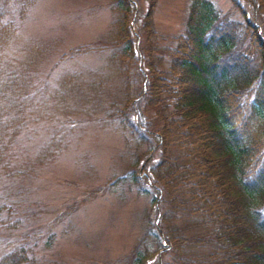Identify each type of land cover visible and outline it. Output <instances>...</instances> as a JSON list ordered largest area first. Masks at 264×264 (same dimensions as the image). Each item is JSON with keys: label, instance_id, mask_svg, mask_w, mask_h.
<instances>
[{"label": "trees", "instance_id": "1", "mask_svg": "<svg viewBox=\"0 0 264 264\" xmlns=\"http://www.w3.org/2000/svg\"><path fill=\"white\" fill-rule=\"evenodd\" d=\"M35 1L0 0L3 174L29 120L41 119L36 105L47 92L42 70L54 53L20 30ZM230 1L239 18L212 0H190L183 31L168 36L154 26L158 0H147L142 14L136 0H111L106 36L53 56L50 70L83 53L104 61L58 73L49 92L70 100L67 115L89 96L87 117L114 127L133 153L126 174L98 191L131 185L156 201L157 221L147 222L128 264H264V0H244L247 8ZM18 44L25 55L16 51V59L8 51ZM136 99L148 131L134 120ZM59 135L38 157L56 156L66 142ZM1 209L0 233L22 225L12 207ZM34 254V245L7 240L0 264H32Z\"/></svg>", "mask_w": 264, "mask_h": 264}, {"label": "rangeland", "instance_id": "2", "mask_svg": "<svg viewBox=\"0 0 264 264\" xmlns=\"http://www.w3.org/2000/svg\"><path fill=\"white\" fill-rule=\"evenodd\" d=\"M212 1L232 17H240L230 0ZM189 3L158 0L153 17L156 32L168 36L181 33ZM241 3L247 8L244 0ZM136 4L140 14L147 8V0H136ZM110 5L111 0H36L21 26V36L56 56L80 44L96 43L111 29L114 13ZM19 46L25 48L14 45L8 54L18 51L23 57L25 50ZM52 59L42 70L47 92L36 105L41 119L30 118V127L7 158L5 174L0 170V205L12 207L14 216L22 218V225L0 233V254L10 240L34 245L32 264H128L127 257L147 222L156 218V201L131 185L112 193L98 191L109 177L126 174L132 151L114 127H102L87 117L86 113L94 110L89 96H80L89 100L88 105L78 106L71 115H67L70 100L49 96L58 73L75 68L95 70L103 59L93 53L78 54L50 70ZM133 107L135 122L148 131L150 122L141 112L139 99L133 101ZM68 118L71 121L63 122ZM56 132L60 141L65 137V144L56 156L38 157ZM20 170L23 173H14ZM6 213V209L0 210V216ZM148 264H157V258Z\"/></svg>", "mask_w": 264, "mask_h": 264}]
</instances>
